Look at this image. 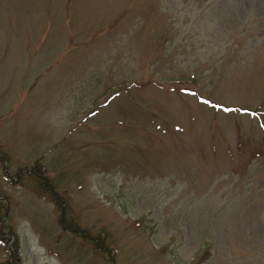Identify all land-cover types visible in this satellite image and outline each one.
Returning <instances> with one entry per match:
<instances>
[{
    "label": "rangeland",
    "instance_id": "obj_1",
    "mask_svg": "<svg viewBox=\"0 0 264 264\" xmlns=\"http://www.w3.org/2000/svg\"><path fill=\"white\" fill-rule=\"evenodd\" d=\"M0 264H264V0H0Z\"/></svg>",
    "mask_w": 264,
    "mask_h": 264
}]
</instances>
